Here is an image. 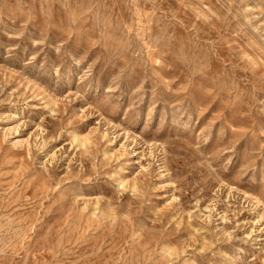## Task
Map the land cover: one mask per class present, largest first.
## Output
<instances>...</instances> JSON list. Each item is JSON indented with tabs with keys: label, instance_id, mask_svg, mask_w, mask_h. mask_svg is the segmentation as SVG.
I'll use <instances>...</instances> for the list:
<instances>
[{
	"label": "rangeland",
	"instance_id": "1",
	"mask_svg": "<svg viewBox=\"0 0 264 264\" xmlns=\"http://www.w3.org/2000/svg\"><path fill=\"white\" fill-rule=\"evenodd\" d=\"M0 264H264V0H0Z\"/></svg>",
	"mask_w": 264,
	"mask_h": 264
}]
</instances>
